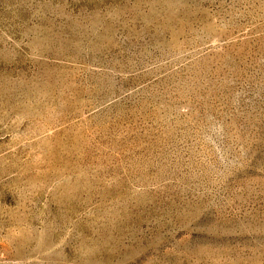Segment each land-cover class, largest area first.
<instances>
[{
    "label": "rangeland",
    "instance_id": "374dc122",
    "mask_svg": "<svg viewBox=\"0 0 264 264\" xmlns=\"http://www.w3.org/2000/svg\"><path fill=\"white\" fill-rule=\"evenodd\" d=\"M0 264H264V0H0Z\"/></svg>",
    "mask_w": 264,
    "mask_h": 264
}]
</instances>
